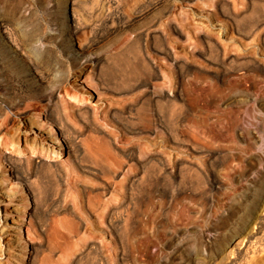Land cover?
<instances>
[{
	"label": "rangeland",
	"instance_id": "rangeland-1",
	"mask_svg": "<svg viewBox=\"0 0 264 264\" xmlns=\"http://www.w3.org/2000/svg\"><path fill=\"white\" fill-rule=\"evenodd\" d=\"M65 5L78 33L50 44L43 37L60 38L53 21ZM0 20L10 23L0 25V83L15 87L22 67L36 77L30 90L13 88L11 107L0 100V177L12 156L36 182L23 228L36 264L261 260L264 0H0ZM56 86L59 157L38 125ZM16 186L0 192V260L15 262L9 243L20 232L3 222L4 205L18 221ZM223 236L243 248L229 263ZM16 249L26 255L22 242Z\"/></svg>",
	"mask_w": 264,
	"mask_h": 264
},
{
	"label": "bare ground",
	"instance_id": "bare-ground-1",
	"mask_svg": "<svg viewBox=\"0 0 264 264\" xmlns=\"http://www.w3.org/2000/svg\"><path fill=\"white\" fill-rule=\"evenodd\" d=\"M59 1H62V0H59ZM65 1V0H64ZM69 1V0H68ZM71 1V0H70ZM74 2V1H73ZM67 3V2H66ZM68 4V3H67ZM65 8L66 10L68 9V15L67 14H61L60 16L58 15V18L56 20L53 21V24H54V27H56V31H58L57 33H55V35H59L60 38L58 39L57 37L55 38H51V37H48L47 36H44L43 38L46 39L49 43L51 41H53V39H56V40H60L61 42H71L72 41V36L74 34H77L78 32V29H79V25H78V22H77V19L75 17V15L73 16V18L71 17V13L74 11L72 10L71 8H69L67 5H65ZM74 8V6H73ZM59 10V9H58ZM60 13H61V8H60ZM65 11V10H64ZM67 12V11H66ZM59 13V14H60ZM55 19V18H54ZM6 24H10L9 22H7L6 20H0V25H2L3 27H5ZM66 29V31H65ZM10 33V32H9ZM54 34V32H53ZM13 36V35H12ZM10 37V39L8 41H10L12 44H14V46H20V44H25V42H22L17 36H14V37ZM13 38V39H12ZM19 41L21 43H19ZM59 41V42H60ZM51 44V43H50ZM25 46V45H24ZM27 46V45H26ZM72 47H73V44H72ZM9 50L12 52L13 49L11 47V45L8 46ZM71 52V51H70ZM76 55H78V57H80L81 59L83 58H88L90 57L89 55H85L83 53H81L80 51L76 50L74 52ZM73 54V53H72ZM94 62L99 63L100 62V59L95 57L94 58ZM42 65V63L40 64ZM98 65V64H97ZM96 65V66H97ZM15 70V69H14ZM38 70L39 74L40 75H45L47 72L45 68H43V66H38V68L36 69ZM48 71V70H47ZM50 72V71H49ZM39 76V75H38ZM6 77V76H5ZM29 77H30V81L32 79V81L34 82L33 79H36V77L34 76L33 73H31V71L29 69H27L26 67H22L20 69L19 72H15L14 73V78H15V83H13V85L15 87H12V85L6 83V82H1L0 83V100H2V102H6V103H12L11 100H13V98H15L16 96V92L13 91V88H16V86H19L18 88H25L24 90H30L31 89V82H29ZM13 78V79H14ZM44 78V77H43ZM87 83V85H89L91 88H93V83L91 82L90 79H85L83 78ZM11 80V79H10ZM3 81V80H2ZM8 82V81H7ZM36 82V81H35ZM55 86V85H54ZM33 88V87H32ZM58 86L56 87H51L50 89V93L49 95H46V98H48V105L46 108V112L45 114H43L42 117L43 119L46 118L44 121L40 120L41 124H38L39 126H43L44 129H48L49 131H51L53 133V138L55 139V142L58 143V148H59V151L60 152H55L54 151V154L59 157L60 156V153L62 154V149H61V139H60V135L58 134V130H56L55 126L50 122V117L51 115L53 114V112H57L59 115L60 114V107H59V103L57 101V98H56V94L58 92ZM20 89V90H21ZM22 90V91H24ZM48 94V93H47ZM70 97L75 100V101H78V102H87L88 99L87 98H84V97H81L78 93H74L72 95H70ZM16 101V100H15ZM10 105V104H9ZM11 107V105H10ZM13 107V106H12ZM44 113V112H43ZM57 117V116H56ZM60 118V116H59ZM61 118H62V115H61ZM60 118V119H61ZM52 120V119H51ZM42 129V128H41ZM9 145V144H8ZM11 145V144H10ZM9 145V146H10ZM6 146V145H5ZM11 147V146H10ZM8 148V147H7ZM14 149V152H17L19 148H16L15 146H12L11 148H8V150H12ZM3 153V152H2ZM2 153H0V161H1V158L3 157ZM48 153V152H46ZM46 156H48L49 158L52 159L53 157V152L49 153L48 155L46 154ZM4 160L7 162L8 165H5L4 164V168L6 170V176H7V179H3V177H0V192L1 194L5 191L7 192L6 189V184L8 183H14L16 182L17 183V189L19 190L18 192L21 194L22 196V200H20L21 204L20 206H18L16 212L19 213V216H18V221L17 220H13L10 213H9V207L7 205H4L5 207V213H4V217H5V220L3 222V225L5 226L4 230L3 231H10V232H13V231H16V232H20V236L16 237L17 238V243L15 245H13L12 243H9V245L11 246L10 248V256L14 257V256H19L17 262H15L14 260H9V261H4V260H0V264H36L35 262V257L34 255H32V250L30 249L29 250V247H28V243H27V238H26V232L25 230L23 229L25 227V224H27L29 222V215L31 214V209H30V205H29V201L27 199V192L29 190H33L34 189V185L36 186V182H32L31 179L29 180L28 177H26L24 175V173L22 172V163H23V160H19V159H16L12 156H6L4 158ZM44 162V161H42ZM47 162V161H46ZM51 164V163H50ZM10 167V169H9ZM25 167V166H24ZM11 168H12V171H11ZM28 168V167H27ZM26 169V168H24ZM28 170V169H26ZM26 172V171H25ZM26 174V173H25ZM3 175V174H2ZM18 181V182H17ZM35 183V184H34ZM9 189V188H8ZM10 190V189H9ZM8 190V191H9ZM36 190V189H34ZM31 192V191H30ZM35 193V191H34ZM37 195V194H36ZM35 195V196H36ZM2 197V195H1ZM5 202V200L3 201ZM264 215V214H263ZM3 217V216H2ZM11 217V218H10ZM20 220V222H19ZM8 221H12L13 223H20L18 225L17 228H13V227H10L8 225ZM0 222H1V214H0ZM35 229V228H34ZM36 232V231H35ZM38 232V230H37ZM252 232V231H251ZM254 232V231H253ZM252 234V233H251ZM31 235L30 231L28 232V236ZM254 235V233H253ZM21 237V238H20ZM30 238V236L28 237V239ZM227 238L229 237H224L222 239L219 238L218 242L220 243V247L222 248H225V249H222V254L224 255L223 256V259H225L224 261L226 262H231L229 261V252L231 251H234L237 250L238 252H242V249L243 248H240L239 247V243L238 241H234V242H230L229 241L231 240H227ZM8 239H13L11 238V236L9 235L8 236ZM228 242H227V241ZM19 242H22L24 247H25V250H26V255H23L22 254H18L17 252V249L16 247H18L19 249ZM227 242V243H226ZM218 243V244H219ZM33 245V244H32ZM262 245V243H261ZM264 245V244H263ZM224 246V247H223ZM243 247V245H242ZM245 247V245H244ZM263 247V246H262ZM248 248V246H247ZM21 250V248H20ZM23 251V250H22ZM219 251V252H220ZM247 250L245 249V252ZM21 252V251H20ZM263 252V250H262ZM35 253V252H34ZM33 253V254H34ZM244 253V252H243ZM261 254V253H260ZM256 258V257H255ZM255 258H254V261H255ZM260 258V257H259ZM261 260V264H264V254H263V257L260 258ZM259 260V259H257ZM256 260V261H257ZM12 261V262H11ZM260 261L258 262H255L256 264L259 263L260 264ZM14 262V263H13ZM254 263V264H255Z\"/></svg>",
	"mask_w": 264,
	"mask_h": 264
}]
</instances>
